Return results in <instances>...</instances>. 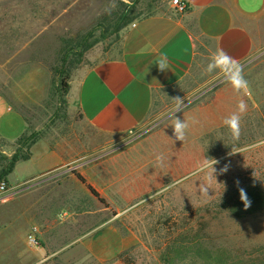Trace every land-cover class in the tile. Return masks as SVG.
Instances as JSON below:
<instances>
[{
  "label": "rangeland",
  "instance_id": "obj_1",
  "mask_svg": "<svg viewBox=\"0 0 264 264\" xmlns=\"http://www.w3.org/2000/svg\"><path fill=\"white\" fill-rule=\"evenodd\" d=\"M169 1L0 0V94L27 125L17 141L0 135V182L32 140L46 139L70 158L0 193V264H264V210L244 217L229 211L237 193L264 191V181L253 183L243 166L246 150L264 143V51L228 66L201 47L189 75L155 96L156 119L136 136L146 147L158 126L190 125L200 144L190 173L164 179L141 199L104 204L76 178L101 175L109 151L126 142L117 144L72 112L71 76L89 53L97 59L118 44L116 13L135 9L130 25L178 15ZM222 84L248 93V114L233 124L211 112Z\"/></svg>",
  "mask_w": 264,
  "mask_h": 264
},
{
  "label": "crops",
  "instance_id": "obj_2",
  "mask_svg": "<svg viewBox=\"0 0 264 264\" xmlns=\"http://www.w3.org/2000/svg\"><path fill=\"white\" fill-rule=\"evenodd\" d=\"M181 1L187 5L185 13L157 15L128 26L115 47L97 53V59L89 53L69 80L66 100L72 112L117 144L126 142L109 151L101 175L83 177L104 200L141 199L157 183L183 177L195 167L200 144L190 125L166 122L151 132L146 147L136 134L156 119L155 96L189 75L201 47L228 66L264 51V0ZM215 87V121L227 125L242 120L248 114V93L230 84ZM26 126L0 94V135L17 141ZM69 159L50 141L37 139L5 181L15 188L64 167ZM243 166L253 183L264 181V143L246 150Z\"/></svg>",
  "mask_w": 264,
  "mask_h": 264
},
{
  "label": "trees",
  "instance_id": "obj_3",
  "mask_svg": "<svg viewBox=\"0 0 264 264\" xmlns=\"http://www.w3.org/2000/svg\"><path fill=\"white\" fill-rule=\"evenodd\" d=\"M152 8V7H151ZM135 10V9H134ZM134 10L130 13L121 12L116 13L115 21L112 26V30L114 34H119L123 30H125L133 21L134 18ZM36 142V140H32L29 145L30 147ZM76 178L82 183L86 184L85 179L81 175H76ZM88 191L91 195L98 199L99 202L104 204V199H102L99 193L90 185H86ZM264 210V191L260 187H248L245 191L239 192L236 195V198L229 208V211L232 215L236 217H244L249 214H253L257 211Z\"/></svg>",
  "mask_w": 264,
  "mask_h": 264
},
{
  "label": "built area",
  "instance_id": "obj_4",
  "mask_svg": "<svg viewBox=\"0 0 264 264\" xmlns=\"http://www.w3.org/2000/svg\"><path fill=\"white\" fill-rule=\"evenodd\" d=\"M168 6H169L171 11H174V12L179 13V14H183L187 10V5L185 4V2H183L181 0H170L168 3ZM7 189H8V185H7L6 181H4V180L1 181L0 182V193L6 191ZM67 217H68L67 212L61 213L59 215L60 220H65ZM28 239L31 243H34V238H32L30 236Z\"/></svg>",
  "mask_w": 264,
  "mask_h": 264
}]
</instances>
